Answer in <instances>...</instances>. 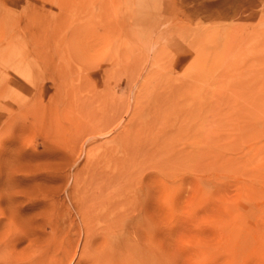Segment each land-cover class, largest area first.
Here are the masks:
<instances>
[{"label": "rangeland", "instance_id": "374dc122", "mask_svg": "<svg viewBox=\"0 0 264 264\" xmlns=\"http://www.w3.org/2000/svg\"><path fill=\"white\" fill-rule=\"evenodd\" d=\"M0 264H264V0H0Z\"/></svg>", "mask_w": 264, "mask_h": 264}]
</instances>
